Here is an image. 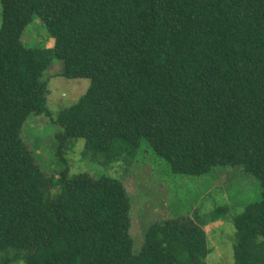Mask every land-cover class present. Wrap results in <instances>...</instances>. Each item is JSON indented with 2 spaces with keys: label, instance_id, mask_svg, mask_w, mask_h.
Here are the masks:
<instances>
[{
  "label": "trees",
  "instance_id": "obj_1",
  "mask_svg": "<svg viewBox=\"0 0 264 264\" xmlns=\"http://www.w3.org/2000/svg\"><path fill=\"white\" fill-rule=\"evenodd\" d=\"M2 5L0 264H206L211 251L195 210L152 223L134 252L120 179L42 169L22 132L52 117L56 76L90 80L54 121L59 154L83 140L84 154L126 161L144 140L174 173L241 167L258 180L261 199L234 218V261L264 264V0ZM36 20L52 48L23 42Z\"/></svg>",
  "mask_w": 264,
  "mask_h": 264
},
{
  "label": "rangeland",
  "instance_id": "obj_2",
  "mask_svg": "<svg viewBox=\"0 0 264 264\" xmlns=\"http://www.w3.org/2000/svg\"><path fill=\"white\" fill-rule=\"evenodd\" d=\"M3 14L0 0V31ZM38 23L36 20L27 28L23 42L27 47L52 48L55 39L43 24ZM56 64H60L59 61ZM89 86V79L56 76L49 81L48 108L52 117L30 118L22 132L24 142L42 169L50 175H58L64 168L70 174L91 170L93 174L97 172L96 176L106 174L120 179L130 202L134 252L140 249L144 234L152 223L164 217L188 216L197 210L201 222L205 223L211 250L206 264H235L237 231L234 218L249 204L261 199L260 182L241 167L219 166L201 176L174 173L144 140L140 141L135 156L126 161L121 158L108 163L102 157L96 159L92 154H84L83 140H78L70 152L59 154L58 127L54 121L62 111L75 105Z\"/></svg>",
  "mask_w": 264,
  "mask_h": 264
},
{
  "label": "crops",
  "instance_id": "obj_3",
  "mask_svg": "<svg viewBox=\"0 0 264 264\" xmlns=\"http://www.w3.org/2000/svg\"><path fill=\"white\" fill-rule=\"evenodd\" d=\"M49 98V97H48Z\"/></svg>",
  "mask_w": 264,
  "mask_h": 264
}]
</instances>
